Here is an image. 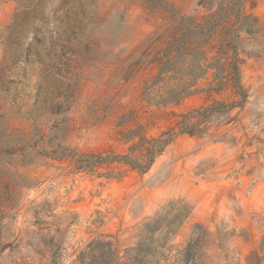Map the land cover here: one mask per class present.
<instances>
[{"label": "rangeland", "instance_id": "374dc122", "mask_svg": "<svg viewBox=\"0 0 264 264\" xmlns=\"http://www.w3.org/2000/svg\"><path fill=\"white\" fill-rule=\"evenodd\" d=\"M192 111L145 173L89 157ZM152 222L143 264H264V0H0V264H135Z\"/></svg>", "mask_w": 264, "mask_h": 264}, {"label": "trees", "instance_id": "16d2710c", "mask_svg": "<svg viewBox=\"0 0 264 264\" xmlns=\"http://www.w3.org/2000/svg\"><path fill=\"white\" fill-rule=\"evenodd\" d=\"M229 72L233 81V86L240 90L241 89V81H240V71L237 67L236 60L232 63L229 67ZM193 85H187L183 87V94L179 102L184 100L185 98L191 96L195 91H192ZM215 105H219V103H214ZM213 112L215 110H211ZM206 111V110H205ZM199 111H192L189 114H183L180 116L181 121L177 122L176 126L178 129V133H164L160 136V138H153L148 139L146 136H141L140 140L143 141L141 146H130L129 153L126 155H116L113 157L110 156H89L90 159H96L97 164H110V163H118L123 166H128L131 170H136L141 173L147 172L151 166L153 165L154 161L158 156L162 154L164 149L179 135L187 134L190 136L195 135V130L199 128V126L206 122V116H199ZM196 115V116H195ZM198 115V116H197ZM195 120V122H192ZM133 133H130L125 141L128 143L135 138ZM160 229V226L156 225V222L147 223L144 226V230L149 237L144 238L142 241H139L137 246L132 249L130 252L134 253L133 261L135 264H143L145 258H147L152 253V244L148 241L156 231ZM99 247V245H98ZM103 247L107 249H112V244L110 242L104 243ZM111 254V256H114ZM92 261L96 259V257L91 256Z\"/></svg>", "mask_w": 264, "mask_h": 264}]
</instances>
